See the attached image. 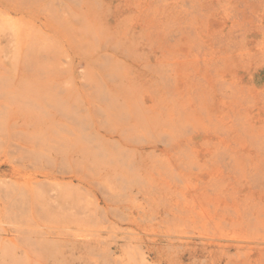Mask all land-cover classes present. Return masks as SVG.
<instances>
[{
	"label": "rangeland",
	"instance_id": "374dc122",
	"mask_svg": "<svg viewBox=\"0 0 264 264\" xmlns=\"http://www.w3.org/2000/svg\"><path fill=\"white\" fill-rule=\"evenodd\" d=\"M0 264H264V0H0Z\"/></svg>",
	"mask_w": 264,
	"mask_h": 264
}]
</instances>
